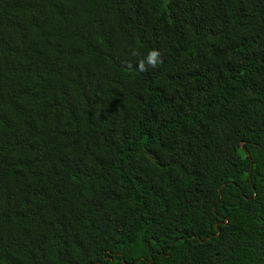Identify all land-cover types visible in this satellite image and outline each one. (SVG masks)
<instances>
[{"label": "trees", "instance_id": "obj_1", "mask_svg": "<svg viewBox=\"0 0 264 264\" xmlns=\"http://www.w3.org/2000/svg\"><path fill=\"white\" fill-rule=\"evenodd\" d=\"M0 264H264V0H0Z\"/></svg>", "mask_w": 264, "mask_h": 264}, {"label": "clouds", "instance_id": "obj_2", "mask_svg": "<svg viewBox=\"0 0 264 264\" xmlns=\"http://www.w3.org/2000/svg\"><path fill=\"white\" fill-rule=\"evenodd\" d=\"M162 62L161 51L153 48L146 57L138 60L136 67L139 71H148L149 69H156Z\"/></svg>", "mask_w": 264, "mask_h": 264}]
</instances>
